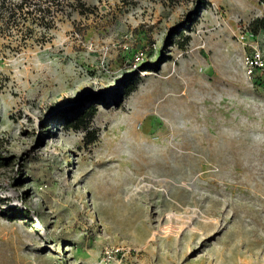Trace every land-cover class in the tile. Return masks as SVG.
<instances>
[{"label": "rangeland", "instance_id": "374dc122", "mask_svg": "<svg viewBox=\"0 0 264 264\" xmlns=\"http://www.w3.org/2000/svg\"><path fill=\"white\" fill-rule=\"evenodd\" d=\"M53 10L0 21V264H264V0Z\"/></svg>", "mask_w": 264, "mask_h": 264}, {"label": "trees", "instance_id": "16d2710c", "mask_svg": "<svg viewBox=\"0 0 264 264\" xmlns=\"http://www.w3.org/2000/svg\"><path fill=\"white\" fill-rule=\"evenodd\" d=\"M62 0H0V21L7 24L20 23L26 20L33 22L44 21L42 26L50 28L47 23L54 20L57 11L53 10L54 6L61 3ZM40 23H38L39 25ZM11 27L13 25H10ZM6 164V161L0 156V166ZM4 213L7 210L3 211Z\"/></svg>", "mask_w": 264, "mask_h": 264}, {"label": "built area", "instance_id": "2783aa9c", "mask_svg": "<svg viewBox=\"0 0 264 264\" xmlns=\"http://www.w3.org/2000/svg\"><path fill=\"white\" fill-rule=\"evenodd\" d=\"M254 37V36H253ZM252 40H254L252 38ZM251 41V38H248L247 35L241 33L239 35V42L248 44ZM249 50L244 55V62L246 73L251 80L254 81H264V53L260 46L257 43L249 44Z\"/></svg>", "mask_w": 264, "mask_h": 264}]
</instances>
